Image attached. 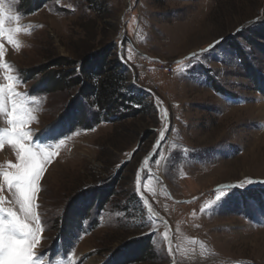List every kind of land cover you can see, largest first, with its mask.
<instances>
[{"label":"rangeland","instance_id":"1","mask_svg":"<svg viewBox=\"0 0 264 264\" xmlns=\"http://www.w3.org/2000/svg\"><path fill=\"white\" fill-rule=\"evenodd\" d=\"M26 1L5 3L31 35L18 34L19 51L0 42L24 82L17 90L38 100L29 125L35 144L58 152L37 200L45 231L36 251L45 264H136L133 240L147 236L152 256L141 264H264V0H31V11ZM104 52L138 116L119 120L95 103L80 106L77 90L55 84L60 59ZM142 56L174 65L177 78L153 77L158 90L136 95L133 75L141 85L150 75ZM5 149L0 169L8 170L17 160ZM246 178L254 183L214 203L218 186ZM0 186L3 206L18 207L7 203L14 197L2 177ZM100 186L116 192L102 207L105 195L90 200Z\"/></svg>","mask_w":264,"mask_h":264},{"label":"snow or ice","instance_id":"2","mask_svg":"<svg viewBox=\"0 0 264 264\" xmlns=\"http://www.w3.org/2000/svg\"><path fill=\"white\" fill-rule=\"evenodd\" d=\"M21 19L22 16L14 10L11 3L0 0V41L6 40L16 51L23 46L17 39L18 34L23 32L31 35L32 26L21 25ZM219 43L221 41H214L207 49L194 52L186 59L189 61L198 59L204 55V52L211 51ZM5 57V44L0 42V70L5 73L3 79L6 81L0 84V117L5 118L7 123L6 128L0 129V149H3L6 144L11 145L17 160L16 163H8V170L0 169V177L14 197L7 203L18 207H4L5 197L0 195V264H45L44 253L38 254L36 251L41 244L42 233L45 231L44 223L38 212L37 200L41 191V180L58 152L34 143L29 125L36 121L34 113L38 109L34 107V104L38 103V100L27 93L17 91V88L24 82L20 79L15 67L6 62ZM164 138L165 131L161 130L154 149H159L160 142ZM63 143L64 141L61 140L53 147L58 149ZM183 151L188 150L183 149ZM144 163H148V158ZM155 163L159 164L160 161L157 160ZM252 183H254L252 179L246 178L238 185L218 186L215 189L214 203L222 202V197L232 188L244 187L245 184L251 185ZM139 185L140 172L138 171L137 191H139ZM3 190V186H0V192ZM144 204L148 206L151 218L152 209L146 199ZM201 211L205 209L202 208ZM154 223L153 221L150 226H154ZM164 239L168 241V253L175 256L172 241L167 232L164 234ZM190 243L196 244L197 241L192 240ZM69 264H74V261H69Z\"/></svg>","mask_w":264,"mask_h":264},{"label":"trees","instance_id":"3","mask_svg":"<svg viewBox=\"0 0 264 264\" xmlns=\"http://www.w3.org/2000/svg\"><path fill=\"white\" fill-rule=\"evenodd\" d=\"M26 2L24 8L31 11V0ZM38 2V5L41 6L42 0H38ZM111 58V52H104L90 59L87 56H82L78 61L63 58L56 63L59 70L58 73L54 72L51 76H53L54 82L58 87L78 91V104L80 106L84 101L89 105L95 103L100 107L101 111H106L111 116H116L119 120L136 117L140 114V111L131 106L132 98L128 99L120 93L119 88L122 84L123 76L112 67L114 62ZM79 61L80 71L78 73L76 66ZM244 64H246V61ZM30 72L34 75H39L42 71L40 72L39 69L33 68ZM94 76L98 78L97 82L93 81ZM91 192V201L95 199V196L105 195V200L99 204L101 207L109 202L110 197L116 196V192L113 189L106 190L102 186L94 188ZM121 239L123 238L121 237ZM121 239L117 241H121ZM149 242H151L150 236L133 240L137 252L130 258L131 263L135 261L136 264H141L152 256V248Z\"/></svg>","mask_w":264,"mask_h":264},{"label":"built area","instance_id":"4","mask_svg":"<svg viewBox=\"0 0 264 264\" xmlns=\"http://www.w3.org/2000/svg\"><path fill=\"white\" fill-rule=\"evenodd\" d=\"M143 57V58H142ZM139 60L141 62L140 65L144 67V69L148 70L150 72L149 80H146L147 85H141L139 81L137 80V77L133 75L131 78V88H134L137 90V88L142 89H149L151 92L155 93V91L158 90L159 87L154 86L155 82L153 77L160 78L161 74H165L167 76V79L175 80L177 78L176 70L174 68V65L170 66L168 62H164L162 60H153L149 57L142 56ZM143 69V70H144ZM151 84L152 86H150ZM143 89V90H144ZM214 194V192L212 191ZM213 195H208V198H212Z\"/></svg>","mask_w":264,"mask_h":264},{"label":"bare ground","instance_id":"5","mask_svg":"<svg viewBox=\"0 0 264 264\" xmlns=\"http://www.w3.org/2000/svg\"><path fill=\"white\" fill-rule=\"evenodd\" d=\"M4 127V126H3ZM1 150V149H0ZM8 150H3V151H0V162L5 158L6 159V157H7V155H8ZM8 159V158H7ZM8 163V162H7ZM51 165V164H50ZM55 165V163H53L50 167H49V169L47 170V172H46V175H45V179L44 180H46V177H47V174L49 173V171H50V169H51V167L52 166H54ZM3 169V168H2ZM100 262H95V260H92L91 261V263L90 264H99Z\"/></svg>","mask_w":264,"mask_h":264}]
</instances>
